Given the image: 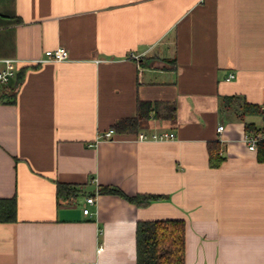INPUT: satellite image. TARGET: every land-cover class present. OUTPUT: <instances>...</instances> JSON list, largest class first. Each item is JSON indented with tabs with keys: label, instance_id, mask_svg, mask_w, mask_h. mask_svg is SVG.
Returning <instances> with one entry per match:
<instances>
[{
	"label": "crops",
	"instance_id": "1",
	"mask_svg": "<svg viewBox=\"0 0 264 264\" xmlns=\"http://www.w3.org/2000/svg\"><path fill=\"white\" fill-rule=\"evenodd\" d=\"M0 58L23 61L0 98V198L18 201L0 264H137L138 221L163 219L186 221V264H264V158L243 140L264 128L243 114L264 112V0H0ZM139 101L176 116L97 140ZM58 182L82 191L59 200ZM101 186L165 199L88 206Z\"/></svg>",
	"mask_w": 264,
	"mask_h": 264
},
{
	"label": "trees",
	"instance_id": "2",
	"mask_svg": "<svg viewBox=\"0 0 264 264\" xmlns=\"http://www.w3.org/2000/svg\"><path fill=\"white\" fill-rule=\"evenodd\" d=\"M14 18V16H12ZM19 21V19H18ZM18 76V74H17ZM10 91V92H9ZM14 92L3 90L0 98L13 96ZM5 96V97H4ZM9 96V97H10ZM230 99L225 98L224 102ZM160 102L139 101L138 114L133 118L120 119L113 125L115 132L123 134H136L151 116L174 119L176 116V105L166 104L167 112L160 113L158 109ZM243 114H256L264 118V112L252 104L243 106ZM247 132L259 131L254 126L247 125ZM264 129V128H263ZM209 164L217 168L223 163L221 146L218 142L210 143ZM259 159L264 158V144L258 148ZM81 188L67 183H57V197L60 200L70 201L81 192ZM99 194L119 195L138 206H147L155 201L164 200L165 197L156 194L128 195L121 189L114 186H101ZM18 201L17 196L0 198V223H13L17 217ZM186 221L178 219L163 220H139L136 227V255L137 264H186Z\"/></svg>",
	"mask_w": 264,
	"mask_h": 264
},
{
	"label": "built area",
	"instance_id": "3",
	"mask_svg": "<svg viewBox=\"0 0 264 264\" xmlns=\"http://www.w3.org/2000/svg\"><path fill=\"white\" fill-rule=\"evenodd\" d=\"M45 56L43 59L33 60L30 61V63H43V62H60V61H66L69 59V52L64 47H58L56 49L52 50H46ZM0 64H2V67L0 68V94L3 90H6L9 87V84L13 79L16 78L17 73L23 64V61L17 59V58H0ZM234 78V75L231 74L227 78V80H231ZM264 110V107H263ZM224 129V126H219L218 131L222 132ZM115 133V130L112 128L109 131L105 132L97 140L100 139H112L113 135ZM144 140H169V139H175L176 134L172 132H162V133H153L150 135L144 134L142 137ZM244 142L246 143L248 149L250 151H257L259 146L261 144H264V129H261L256 132H247L244 135ZM98 191L96 192V195H88L85 198L86 204L88 206L95 205L97 202V195ZM84 214L88 215L90 214V209L88 207H85L83 209Z\"/></svg>",
	"mask_w": 264,
	"mask_h": 264
}]
</instances>
